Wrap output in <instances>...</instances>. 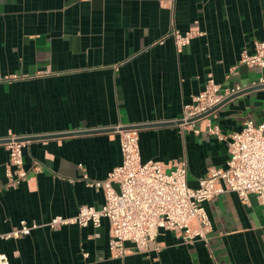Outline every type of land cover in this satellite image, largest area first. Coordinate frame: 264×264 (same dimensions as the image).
<instances>
[{"label": "crops", "instance_id": "1", "mask_svg": "<svg viewBox=\"0 0 264 264\" xmlns=\"http://www.w3.org/2000/svg\"><path fill=\"white\" fill-rule=\"evenodd\" d=\"M174 31L201 35L179 49ZM261 41L264 0H0V77L8 79L0 81V232L41 225L0 238L9 264H264V206L254 194L250 204L236 193L206 203L207 242L161 231L147 252L128 243L124 259L111 254L108 219L98 229L47 226L104 205L84 175L105 180L122 165L115 127L139 130L143 162H186L193 188L210 169H227L230 135L248 119L264 122V86L191 126L180 122L209 75L223 90L264 77L241 63ZM10 137L27 143L29 178L16 187L7 178Z\"/></svg>", "mask_w": 264, "mask_h": 264}, {"label": "built area", "instance_id": "2", "mask_svg": "<svg viewBox=\"0 0 264 264\" xmlns=\"http://www.w3.org/2000/svg\"><path fill=\"white\" fill-rule=\"evenodd\" d=\"M172 35L181 49L201 33L189 31L181 34L174 31ZM241 63L264 69V41L256 44L253 54L244 51ZM3 80L8 79L0 77V81ZM259 86H264V77L223 90L222 85L209 75L205 90L194 98L192 105L185 106L181 125L191 126L196 121L206 119L230 97ZM206 114L205 118H200ZM207 130L218 139L226 140L218 126L209 124ZM115 131L120 136L122 165L109 173L105 180H91L84 175L87 186L103 190L104 205L100 208L82 206L74 217H55L47 224L49 228L59 230L67 225L87 227L91 224L98 229L102 220L108 219L111 225V254L114 258L124 259L132 253V249L137 252L149 251L161 231H173L186 243L197 240L207 242L213 227L205 205L225 193H236L241 201L248 204L249 196L254 194L264 206V122L255 124L248 119L241 131L230 135L227 169H210L196 188L189 185L186 162L171 166L159 161L143 162L139 130L115 127ZM195 132L199 133L200 130L195 129ZM26 144L19 137H10L5 141L9 151L7 178L11 187L29 178L23 155ZM39 227L41 225L37 223L21 221L20 226L12 232H0V238L28 236ZM128 243L133 246L132 249L127 246ZM9 263L8 256L0 252V264Z\"/></svg>", "mask_w": 264, "mask_h": 264}, {"label": "water", "instance_id": "3", "mask_svg": "<svg viewBox=\"0 0 264 264\" xmlns=\"http://www.w3.org/2000/svg\"><path fill=\"white\" fill-rule=\"evenodd\" d=\"M261 86H259V87H255V88H252V89H250V90H248L247 92H249V91H252V90H255V89H257V88H260ZM242 94V93H241ZM241 94H237V95H235V96H233V97H230L229 99H227L224 103H226V102H228V101H230V100H232V99H234V98H236L237 96H239V95H241ZM217 110V109H216ZM209 114V113H208ZM208 114H206V115H203L202 117H200V118H205ZM199 119V118H198ZM194 120H197V119H194ZM194 120H192V121H194ZM182 122V121H181ZM180 122V123H181Z\"/></svg>", "mask_w": 264, "mask_h": 264}]
</instances>
